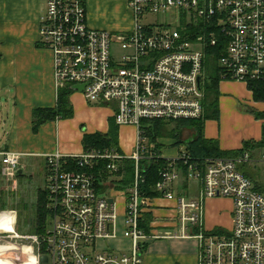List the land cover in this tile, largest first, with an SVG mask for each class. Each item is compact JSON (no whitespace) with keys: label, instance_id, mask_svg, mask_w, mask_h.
<instances>
[{"label":"built area","instance_id":"obj_1","mask_svg":"<svg viewBox=\"0 0 264 264\" xmlns=\"http://www.w3.org/2000/svg\"><path fill=\"white\" fill-rule=\"evenodd\" d=\"M126 2L134 23L111 33L90 26L89 0L45 1L40 42L53 52L58 91L85 85L81 93L88 102L114 103L116 124L133 126L137 134L132 153L113 146L47 154L50 228L44 234L18 233L14 225L12 232L0 231V246L10 242L7 246L19 249H5L0 258L10 264H25L29 255L38 256V264L43 255L48 264H142L144 243L177 238L198 241L200 264H264V192L258 188L264 181L256 182L240 167L264 164V149L258 156L250 151L238 157L186 151L167 156L156 151L159 139L147 134L154 121L204 117L207 63L215 54L209 50L222 43L217 62L222 80H264V0ZM146 12L168 19L177 12L182 24L165 30L144 27L139 18ZM155 159L167 163L151 195L143 187L145 162ZM0 160L7 180H16L25 168L21 153L0 150ZM127 160H134L129 184L123 182ZM101 161H107L104 167ZM180 184L184 190L178 194ZM213 199L232 202L228 225L207 226L206 203ZM153 209L164 211L157 218L163 217L165 226L178 229L160 234L156 218L146 217ZM6 212L0 211V222Z\"/></svg>","mask_w":264,"mask_h":264},{"label":"crops","instance_id":"obj_2","mask_svg":"<svg viewBox=\"0 0 264 264\" xmlns=\"http://www.w3.org/2000/svg\"><path fill=\"white\" fill-rule=\"evenodd\" d=\"M45 1L42 0V5H39L41 0H0V150L22 154V163L25 168L22 174H18L19 178L24 175L25 170H35L43 166V162L46 170L45 156L47 154L57 151L64 154H77L85 151L84 134L97 131L106 133L109 130V119L114 117L112 108L106 105L90 106L85 96L80 91L74 90L70 94L74 108L73 116L47 121L38 126L37 130L35 129L34 110L55 107L58 101V88L54 77V55L52 50L40 42ZM92 1L90 0L88 8L91 7ZM121 1L125 2V0ZM128 10L133 18L129 7ZM89 23L94 28H105L95 25L97 23H93L90 15ZM224 81L233 82L234 80H221L219 83V116L221 108L224 111L229 110L227 101L229 96L233 95L231 93L234 90L231 89L234 84ZM237 83L243 84L246 89L243 99L248 96L247 99L253 109L264 112V102L253 100L252 91L248 89L247 84ZM245 89L242 86L237 88L238 92H244ZM234 104L236 108L233 111L236 112L239 108L235 102ZM245 113V116L250 118L247 113L253 115L254 112L245 111ZM254 118L257 117L254 116ZM205 121V136L215 138L216 133L212 127L217 124L212 120L206 119ZM263 123L264 118H261V124ZM172 127L171 124L169 129ZM186 127L188 126L182 127L181 130ZM186 129L189 132L184 138L179 139L182 142L179 143L175 139L166 141L160 137L159 143L162 140L163 144H178L181 149L176 148L174 152H177V149L188 152L186 147L188 142L195 138L196 130L193 127ZM136 134L137 130L133 126L119 127V149L130 153ZM222 134L221 128V137ZM221 137L218 141L222 150L231 151L238 148V146H229L221 140ZM164 151L169 152L168 149ZM1 178H3L2 175L0 176V191L4 186ZM175 189L178 194L184 190L181 184L176 185ZM42 192L45 193V190ZM4 193L3 190V196L0 194V201L3 200ZM225 201L230 202L228 199L207 201L205 222L208 227H217L220 223L218 211L221 209L220 204L222 205ZM157 212L164 214L162 210L153 209L152 214L148 213L146 217L151 219L153 216L152 220L156 218L153 221L156 222L160 234L166 233V230L178 229L172 225L165 226L167 221L163 217L157 218ZM16 221L14 227L17 230ZM229 222L227 218L225 224L228 225ZM161 239L144 243L142 264H200L199 243L196 239L171 238L169 243H158L157 240Z\"/></svg>","mask_w":264,"mask_h":264},{"label":"rangeland","instance_id":"obj_3","mask_svg":"<svg viewBox=\"0 0 264 264\" xmlns=\"http://www.w3.org/2000/svg\"><path fill=\"white\" fill-rule=\"evenodd\" d=\"M90 2V0H89ZM39 5H42V0L39 3ZM128 4L125 0V2L121 0H93L91 7L89 6L88 9V21H89V15L92 18L93 23H97L95 25L97 26H104V29L109 30L111 33H122L124 29L131 28L134 20L132 18L131 13L128 10ZM171 18L168 19L166 16L159 15L157 13L152 12H146L145 16L139 18V23L143 25L144 27H151L155 28L157 30H165L167 28H179L181 26V20H180V14L177 12H173L170 14ZM100 20V21H99ZM101 23V24H100ZM90 24V23H89ZM91 26V25H90ZM92 27V26H91ZM217 49H214V52L216 53ZM209 62L207 63V69L208 73L210 74L213 69H218V66L216 65V68L214 67L215 60L213 56H209ZM224 82H230L233 85L231 89L233 90V95H230L228 101H227V107L229 110H222L221 108V114L218 118H208V120H212L217 124L215 127L213 126L212 129H214L216 133V137L213 138L215 140L220 139V129L222 128V137L221 140H223L225 143H227L229 146L235 147L238 146L237 149H233V153L230 155L238 157L241 156L245 151H250L254 156H258L260 151L264 149V146L262 147H250L246 146V142H252L256 140H261L263 137V124H261V118H254V116H257L256 113H247V115L250 117L248 118L245 116V111L247 112H253V107L249 104V100L247 97L243 99L246 89L243 86V84L237 83V82H231V81H224ZM239 86H242L245 90L244 92H238L237 88ZM232 98V100H231ZM238 105V111L234 112L236 106L234 104ZM90 106H102V104L98 103H88ZM110 108L116 109V106L114 103L108 104ZM220 109V107H219ZM207 112V110H206ZM206 123V121H205ZM171 123L168 124V129ZM172 126L176 128L177 123H172ZM190 129L191 127H186ZM182 129L180 131L179 137H173L172 135H169V130H167V135L164 134L162 138L163 140H179L180 138H184L187 135V132L189 130ZM205 134V133H204ZM160 142L163 144L162 140ZM183 145V144H182ZM184 149L185 146L183 145ZM176 148H180L178 144L170 145L169 144H163L162 151L167 156H175L179 151L177 149V152H174ZM164 149H168L169 152L164 151ZM130 153L133 152V149L129 151ZM241 169L246 172L249 176H251L256 182H263L264 181V164H241ZM0 176H1V165H0ZM1 180L4 182V186L2 187L4 190V198L0 201V211H7L10 213L5 214L4 219H2L4 222V225H8L10 222L9 217H11L14 213L16 215V225H17V232L18 233H35L33 232V227L31 224L32 219L36 216L37 211V202L39 201L40 192L42 194V198L44 196V193L42 191L45 190V186L47 183V172L44 168V162L43 166L36 168L35 170H25L24 175L19 178L17 177L16 180H7L4 178H1ZM1 184V182H0ZM264 187V183L262 185ZM3 190L0 191V194L3 196ZM195 191V189H194ZM192 192V189H191ZM231 202V201H230ZM229 201L222 202L221 209L218 211L222 222L226 221L227 218H231V209H232V202L230 206ZM230 206V207H229ZM2 208V210H1ZM5 208V209H3ZM46 208V207H45ZM227 214V218H226ZM219 217V216H218ZM217 219V217H215ZM51 218L48 217V225L50 228ZM10 233H6V236H8ZM9 241H16L13 239ZM158 243L160 242H166L169 243V239H161L157 240ZM156 241V242H157ZM7 245H12L10 242L4 243ZM10 251V250H9Z\"/></svg>","mask_w":264,"mask_h":264},{"label":"trees","instance_id":"obj_4","mask_svg":"<svg viewBox=\"0 0 264 264\" xmlns=\"http://www.w3.org/2000/svg\"><path fill=\"white\" fill-rule=\"evenodd\" d=\"M225 44L222 43L218 51L214 54V49H210L209 53L214 54L216 68L217 62L220 57V53L224 50ZM222 80L218 69H213L210 73V82L207 83L206 87V97L204 100L205 105V115L200 119H189L180 120L176 122H165V121H154L152 126L148 129L147 134L150 139L156 140L163 137L164 134L167 135L168 124L177 123L176 128L172 127L168 133L174 137H179V133L182 127L191 126L196 130V136L194 139L188 142L186 150L193 156H232L230 155L233 151L222 150L219 141L207 138L204 134L205 120L208 118H218L219 117V83ZM248 89L252 91V98L256 102H264V80L249 81L247 84ZM73 89L70 85H66L59 89L58 91V101L55 107L51 108H37L34 110V122L36 123L35 129L41 124L55 120L56 118H69L73 116L74 108L70 100V94ZM207 110V112H206ZM256 113L257 118H264V112L253 111ZM145 123H149L146 121ZM151 123V122H150ZM263 134H264V123H263ZM178 142H182L179 141ZM162 143L157 144L156 151H161ZM83 146L86 151L91 149H105L116 146L119 148V126L116 124L114 117L109 119V130L106 133L103 132H86L83 136ZM246 146L250 147H262L264 146V135L261 140L246 142ZM107 161H101V166L104 167ZM165 159L152 160L149 163L145 162L147 167L146 172V182L144 183V191L146 193L153 195L154 192L151 190V186L160 179L159 170L166 165ZM127 176L124 183L129 184L134 178V160L126 161ZM106 176V174H105ZM264 192V187H258ZM44 193V192H43ZM36 216L32 219L31 224L33 227V232L44 234L48 227V214L46 205V195L42 198L38 197ZM150 219V217H148Z\"/></svg>","mask_w":264,"mask_h":264},{"label":"clouds","instance_id":"obj_5","mask_svg":"<svg viewBox=\"0 0 264 264\" xmlns=\"http://www.w3.org/2000/svg\"><path fill=\"white\" fill-rule=\"evenodd\" d=\"M10 220V223L5 226L3 222H0V231L12 232L14 231L13 225L15 223L14 217L7 218ZM9 246H0V253H3L5 249ZM28 253L32 252V249L29 248ZM39 258L36 255H29L28 259L25 261V264H38ZM0 264H10V261L7 259L0 260Z\"/></svg>","mask_w":264,"mask_h":264},{"label":"water","instance_id":"obj_6","mask_svg":"<svg viewBox=\"0 0 264 264\" xmlns=\"http://www.w3.org/2000/svg\"><path fill=\"white\" fill-rule=\"evenodd\" d=\"M199 87L201 88V76L199 77ZM71 88L73 90H78V91L82 92L85 88V85L76 84V85L71 86ZM22 173H23V169H20L18 171V174H22ZM42 264H48V256L47 255L42 256Z\"/></svg>","mask_w":264,"mask_h":264},{"label":"bare ground","instance_id":"obj_7","mask_svg":"<svg viewBox=\"0 0 264 264\" xmlns=\"http://www.w3.org/2000/svg\"><path fill=\"white\" fill-rule=\"evenodd\" d=\"M7 213H10V212H6V214ZM15 215H14V213H13V215L11 216V217H14ZM4 218V217H3ZM15 218V217H14ZM10 222V221H9ZM6 249H15V247L14 246H9V247H7ZM15 250H19L18 248H16ZM0 260H2L1 258H0Z\"/></svg>","mask_w":264,"mask_h":264},{"label":"flooded vegetation","instance_id":"obj_8","mask_svg":"<svg viewBox=\"0 0 264 264\" xmlns=\"http://www.w3.org/2000/svg\"><path fill=\"white\" fill-rule=\"evenodd\" d=\"M218 219L220 220V223H219V224L223 223L222 220H221L220 215H219ZM224 222H225V221H224Z\"/></svg>","mask_w":264,"mask_h":264}]
</instances>
